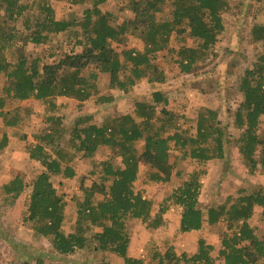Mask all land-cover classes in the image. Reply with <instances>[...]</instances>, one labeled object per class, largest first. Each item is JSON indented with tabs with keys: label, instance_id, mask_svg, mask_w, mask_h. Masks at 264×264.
<instances>
[{
	"label": "trees",
	"instance_id": "trees-1",
	"mask_svg": "<svg viewBox=\"0 0 264 264\" xmlns=\"http://www.w3.org/2000/svg\"><path fill=\"white\" fill-rule=\"evenodd\" d=\"M107 1L90 0L91 6L84 9L79 25L81 38L69 52L51 63L40 58L30 61L22 51L11 61L4 56L5 49L16 38L38 46L50 35L72 29L74 23L56 18L51 5H39L37 13L31 19L26 18L24 29L28 34L18 36L14 29L0 32V79L5 78L0 93V117L5 127H16L20 121L17 110H14L16 116L11 117L10 110L5 109L8 100L43 102L47 104L45 114L57 109L52 101L56 97L74 99L79 104L88 99H93L94 104H104L113 97L98 94V73L108 75L110 87L121 91H127L142 77H147L148 82L160 81L154 76L158 72L155 61L174 39L181 41L177 51L179 71L191 74L216 57L213 49L225 37L223 13L230 8L227 0H130V10L145 23L142 31L145 45L143 51L124 48L118 52L111 43L121 41L127 23L112 24L110 14L99 8ZM167 1L172 8L171 19H157L155 14L163 11ZM30 7L31 4L21 0H0L2 16L8 20L16 21ZM73 34L78 38L77 32ZM250 35L254 42L264 41V25L254 24ZM74 45L82 50L74 51ZM91 63L97 71L83 74ZM240 92L242 100L234 120L240 134L235 142L250 171L259 167L264 172V138L259 134L264 123V49L253 68L245 70ZM150 98V103L136 104L134 115H120L101 124L92 123V116L78 118L67 133L65 148L59 145L61 133L66 132L61 128V117L52 113L45 117L49 124L46 133L28 147L29 158L38 161L42 170L32 180L24 221L31 223L35 235L47 238L58 255L94 251L101 255L98 264H145L143 258L128 253L130 235L126 222L139 220L151 227L160 226L166 207L163 204L152 213L153 202L135 191L139 166L142 163L150 166L149 180L166 183L173 175L172 149L178 151V159L189 158L201 164L225 157V132L215 110H201L194 135H188L174 123L176 114L166 109L169 101L165 91L155 90ZM7 142L6 133L1 134L0 149ZM139 142H142L141 151L137 147ZM100 147L110 151L109 158L99 162L98 181H92L89 186L81 183L82 197L75 204V229L65 232L68 202L57 192L51 178L72 179L76 176L72 165L75 158L78 155L93 158ZM116 157L120 158V165L114 164ZM179 175L177 172L176 177ZM198 176V172H192L166 199L181 207L180 232L199 231L221 221L226 223L230 234L221 241L218 259L212 255L214 246L199 239L195 252L155 250L149 264H264V234L257 235V229L249 223L256 206L263 209L264 218V193L253 192L231 203L201 207ZM25 187L23 179L16 175L2 189L6 197L16 201ZM115 258L121 261L113 263ZM36 264L69 263L37 261Z\"/></svg>",
	"mask_w": 264,
	"mask_h": 264
},
{
	"label": "rangeland",
	"instance_id": "rangeland-1",
	"mask_svg": "<svg viewBox=\"0 0 264 264\" xmlns=\"http://www.w3.org/2000/svg\"><path fill=\"white\" fill-rule=\"evenodd\" d=\"M230 8L223 13L225 22V37L220 41L219 47H214L216 57L207 64L200 66L191 74H182L179 71L177 51L181 46L180 40L172 39L168 48L163 50L155 61L158 72L155 77L157 82H148L147 77H142L133 87L127 91L111 88L109 77L106 74H97L96 84L98 94L109 96L113 99L104 104H94L93 99H88L81 104L74 99L61 97L53 98L57 109L47 111V104L34 99L26 101L8 100L5 106L10 110V116L18 115L20 119L16 127H5L0 117L1 134L6 133L8 142L0 149V264H36L43 262H63L69 264H98L100 253L94 251H82L72 255L60 256L55 253L47 238L35 235L30 222L24 221L27 203L33 178L42 170L38 161L31 160L28 147L37 141V137L46 133L49 126L45 117L54 114L61 117L62 139L59 141L61 148L68 147L67 133L78 118L92 116V123L101 124L103 121H111L114 117L131 114L134 115L136 104L140 102L150 103V95L155 90H163L167 93L168 104L166 109L176 114L175 124L188 135H194L197 117L201 110L212 109L217 112L220 126L225 132V157L223 159L210 160L204 164L191 159H178V151L172 149L170 162L173 165V175L166 183L149 180L151 168L142 163L139 166L138 178L134 189L153 202L152 213H155L163 204L166 207L160 226L151 227L142 224L139 220L126 222L130 235L128 253L130 256L143 258L145 264L150 263L152 252L165 251L171 248L177 254L186 252L191 254L196 251L199 239H204L214 246L212 255L218 259L221 249V241L230 231L224 221L213 226H205L199 231L180 232L179 220L181 207L166 199L173 189L182 180L196 171L199 173L200 190L199 204L201 207L219 206L231 203L241 195L263 192L264 172L259 167L250 171V167L242 160L235 140L240 131L235 127V112L242 100L240 92L241 79L246 69L253 68L258 57L264 49V41L254 42L250 33L254 24L264 25V0H227ZM31 4L30 9L16 21L8 20L2 16L0 9V32H8L13 29L19 35L28 34L24 29L26 18H32L37 13L38 6L44 3L54 8L55 17L66 19L74 23L69 32L50 35L48 40L38 46L32 43H22L18 38L4 51L6 60L15 59L18 52H23L31 61L40 58L51 63L59 60L62 54L69 52L76 40L81 38L80 22L83 19L85 8L91 6L90 0H21ZM130 0H108L99 6L104 13L110 14L113 25L127 23L124 36L119 42H112L111 46L116 51L122 49H134L143 51L145 41L143 38L144 21L136 16L130 8ZM171 5L167 1L163 11L155 14L157 19H171ZM73 32L78 33L75 38ZM74 51L82 48L74 45ZM97 71L96 65L91 63L83 71ZM5 78L0 79V93H3ZM161 108L157 107L158 112ZM17 113L15 115V111ZM261 138H264V123L259 130ZM139 142L137 147L141 151ZM110 151L100 147L93 158H85L78 155L73 167L76 176L72 179L61 176L51 178L57 192L63 195L68 202L65 209V232L75 229L76 201L82 197L81 183L89 186L92 181H98L99 162L109 158ZM98 162L97 165L92 160ZM114 164L120 165V158L113 159ZM95 172L90 174V172ZM177 172L180 173L176 177ZM16 175H19L26 187L16 201L6 197L2 186L9 183ZM98 199L101 196L96 195ZM261 207L256 206L249 223L254 226L256 234H264V218ZM115 258L113 263L120 262Z\"/></svg>",
	"mask_w": 264,
	"mask_h": 264
},
{
	"label": "crops",
	"instance_id": "crops-1",
	"mask_svg": "<svg viewBox=\"0 0 264 264\" xmlns=\"http://www.w3.org/2000/svg\"><path fill=\"white\" fill-rule=\"evenodd\" d=\"M91 116V115H90Z\"/></svg>",
	"mask_w": 264,
	"mask_h": 264
}]
</instances>
